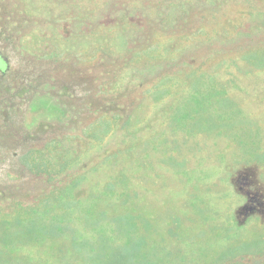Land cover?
<instances>
[{"label": "rangeland", "instance_id": "rangeland-1", "mask_svg": "<svg viewBox=\"0 0 264 264\" xmlns=\"http://www.w3.org/2000/svg\"><path fill=\"white\" fill-rule=\"evenodd\" d=\"M132 224L264 264V0H0V264H109Z\"/></svg>", "mask_w": 264, "mask_h": 264}, {"label": "trees", "instance_id": "trees-1", "mask_svg": "<svg viewBox=\"0 0 264 264\" xmlns=\"http://www.w3.org/2000/svg\"><path fill=\"white\" fill-rule=\"evenodd\" d=\"M107 187L111 188V183H108ZM126 216L131 217V215H122L120 218ZM113 220L115 219L111 218L110 221ZM115 228L116 229L114 230L113 236H115V234L119 232L120 234L117 235L116 238L121 237L123 238V240H126L124 247H126L127 249L125 252H123L121 257H114L113 259H109V264H163L165 261L167 262V264H171V261L168 258L169 251L166 252L164 249L153 247L152 250H154L155 257L151 258L149 257L148 253L143 254L141 252V250L139 249V245L141 242L142 245L144 244V238L136 234L134 230L135 225L132 224V228H128L126 226H117Z\"/></svg>", "mask_w": 264, "mask_h": 264}]
</instances>
